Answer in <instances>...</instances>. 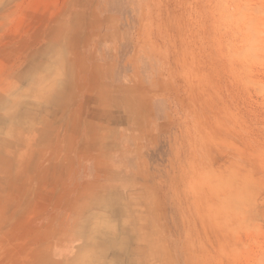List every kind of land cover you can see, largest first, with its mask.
Returning a JSON list of instances; mask_svg holds the SVG:
<instances>
[{"label":"rangeland","instance_id":"1","mask_svg":"<svg viewBox=\"0 0 264 264\" xmlns=\"http://www.w3.org/2000/svg\"><path fill=\"white\" fill-rule=\"evenodd\" d=\"M0 264H264V0H0Z\"/></svg>","mask_w":264,"mask_h":264}]
</instances>
